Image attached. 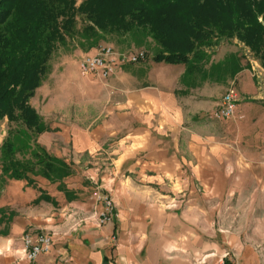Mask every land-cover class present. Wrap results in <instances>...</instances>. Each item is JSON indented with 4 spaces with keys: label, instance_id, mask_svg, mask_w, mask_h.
<instances>
[{
    "label": "crops",
    "instance_id": "0c3cea01",
    "mask_svg": "<svg viewBox=\"0 0 264 264\" xmlns=\"http://www.w3.org/2000/svg\"><path fill=\"white\" fill-rule=\"evenodd\" d=\"M219 51L117 65L73 99L32 96L46 128L36 144L74 173L68 197L46 187L56 205L2 190L14 216L0 227V264H264V76L251 82L238 53ZM235 80L233 116L216 121L218 90ZM95 190L113 203L102 225ZM25 235L49 236L48 252L26 260Z\"/></svg>",
    "mask_w": 264,
    "mask_h": 264
},
{
    "label": "trees",
    "instance_id": "16d2710c",
    "mask_svg": "<svg viewBox=\"0 0 264 264\" xmlns=\"http://www.w3.org/2000/svg\"><path fill=\"white\" fill-rule=\"evenodd\" d=\"M133 32L159 47L155 61L195 64L208 57L206 50L235 41L264 69V0H0V122L10 137L27 133L36 149L27 163L10 142L3 144L0 194L10 186L29 188L37 194L32 204L56 205L42 179L68 197L64 181L74 169L36 144L46 128L29 100L65 38L85 34L98 44ZM13 216L0 207V227Z\"/></svg>",
    "mask_w": 264,
    "mask_h": 264
},
{
    "label": "rangeland",
    "instance_id": "374dc122",
    "mask_svg": "<svg viewBox=\"0 0 264 264\" xmlns=\"http://www.w3.org/2000/svg\"><path fill=\"white\" fill-rule=\"evenodd\" d=\"M75 1L76 5H79L83 0ZM77 26L81 27V24L78 23ZM104 38L105 42L100 41L98 44L95 43L97 41L96 38H87V35L85 34H81L79 37L72 40L70 37L65 38L64 42L59 44L58 51L52 55L50 61L48 62L45 74L41 79L40 86L34 91L33 97H36L42 93H48L47 97L51 95V97L55 96L56 98L73 99L82 93L81 85L83 81L88 78L87 76H93L100 79L97 77V75L84 76L81 74L78 67V56L82 58V55L92 54L101 48H109L115 53V55L143 51L147 57H151L153 55H157L160 52L159 47H157L149 37L145 36L141 32H133L125 35L124 37H120V39H114L111 37ZM216 50H221V52L219 51V53L215 55L214 60L224 59L225 53L229 52V50L238 53L243 65H249V73L246 75L248 76V79L251 80V82L255 81L258 83L261 77L264 76V72L260 69L262 68L261 63L256 60L253 55L249 53L248 50L242 45L237 44L236 42H233V44L223 43L219 47H216L213 51ZM253 61L257 62L260 68L254 69L253 72H250V66L252 65ZM230 86L235 90V92L239 91V80H235L234 82H231L229 86H224L223 89H219L217 95H224ZM5 124V121L0 122V160L4 157V148L2 146L8 141L12 144L15 150L20 151L24 161L29 163L31 156L36 151L35 148H31L32 143L31 139L29 138L30 136L24 131H19L10 137L5 131ZM39 185L42 187H45L46 185L47 187L45 182L40 181ZM11 187L13 186H10V188Z\"/></svg>",
    "mask_w": 264,
    "mask_h": 264
},
{
    "label": "built area",
    "instance_id": "2783aa9c",
    "mask_svg": "<svg viewBox=\"0 0 264 264\" xmlns=\"http://www.w3.org/2000/svg\"><path fill=\"white\" fill-rule=\"evenodd\" d=\"M146 55L143 51H137L131 54L115 53L109 48H101L92 54L83 55L79 61V71L81 74L97 75L102 80L111 76L117 65L136 64L145 60ZM237 102L235 90L230 86L222 96L220 104L212 117L214 120H225L231 118ZM91 198L95 202L101 203V210L98 214L97 223L102 225L111 220L113 216V203L102 195L98 190L91 193ZM51 245V239L46 235H39L34 239L28 235L22 237V252L24 258L28 261H34L35 258L43 253H47Z\"/></svg>",
    "mask_w": 264,
    "mask_h": 264
}]
</instances>
